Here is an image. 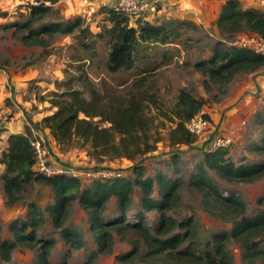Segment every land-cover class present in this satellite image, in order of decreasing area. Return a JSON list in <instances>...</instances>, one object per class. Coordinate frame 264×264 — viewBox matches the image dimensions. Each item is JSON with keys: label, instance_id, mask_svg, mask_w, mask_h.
Masks as SVG:
<instances>
[{"label": "trees", "instance_id": "trees-1", "mask_svg": "<svg viewBox=\"0 0 264 264\" xmlns=\"http://www.w3.org/2000/svg\"><path fill=\"white\" fill-rule=\"evenodd\" d=\"M47 1L53 4L57 0ZM27 12L28 19L16 24L15 28L22 43L46 47L56 33L67 35L79 30L85 49L90 48V44H96L97 40L104 41L108 48L104 64L110 73L132 67L137 59H143L145 44L171 42L168 41L169 30L164 25L139 22L141 19L134 25L127 15L110 6L100 8V13L106 14L110 25L96 33L84 27L85 20L81 15L66 24L48 21L35 28L34 22H42L51 12V5L45 3L30 6ZM218 25L229 33L248 31L264 37V12L243 9L238 0H225ZM88 36L94 40L86 42L84 39ZM95 54L94 50L90 57ZM195 66L208 78L205 80L206 90L213 83L223 93L236 76L262 68L264 54L246 46L227 49L217 46L210 58L198 61ZM149 82V75L141 74L120 90L101 95L95 83L86 78L82 81L84 89L68 87L64 94L53 99L56 109L42 119L43 127L49 130L62 149L78 143L81 147H87L89 155L99 160L105 157L132 160L133 178L119 176L84 186L71 177L45 176L34 169L36 153L29 133L9 134L8 147L0 158L4 164L1 180L7 204L13 205L19 201V194L25 185L34 182L53 189L54 203L45 209L31 203L25 218H17L10 223L13 240L0 236L1 262L10 263L17 248L27 247L34 253L29 264H70L67 259L50 260L55 239L40 236L39 230L47 210L54 226L62 228L66 242L80 248L82 238L75 229L64 223L67 208L77 200L86 210L89 225L99 244L97 251L91 252L82 264H95L98 255L111 254L116 239L131 246L128 254L120 256L122 262L137 259L149 264H231L227 242L232 239L243 249L245 264H264V246H260L264 242V213L248 215L245 203L234 193L223 195L203 168L193 176V182L202 195L206 210L214 217L230 221L231 230L215 233L210 240L203 242L193 217L178 221L169 214L179 202L182 181L171 179L164 172H159L155 181L153 176H145V167L141 164L142 158L157 148L160 138L155 137L156 126L150 113L151 107L159 109L160 105L156 94L150 91ZM204 103V99L195 98L186 88L180 89L173 109L174 117L171 118L175 122L170 130L173 144H192L197 140V136L188 130L186 122L201 111ZM262 142L263 145H256L258 151H264V138ZM228 148L208 149L205 153L206 164L229 181L253 182L264 177V162L236 165L226 157ZM155 182L159 186L158 198L152 195ZM136 185L141 188L143 208L157 210L161 214L154 231L142 213L138 214L136 220H128ZM113 197L118 202L119 214L115 217L105 216L106 206ZM70 253L68 251L66 257Z\"/></svg>", "mask_w": 264, "mask_h": 264}, {"label": "rangeland", "instance_id": "rangeland-1", "mask_svg": "<svg viewBox=\"0 0 264 264\" xmlns=\"http://www.w3.org/2000/svg\"><path fill=\"white\" fill-rule=\"evenodd\" d=\"M100 1L90 0L96 4ZM238 1L243 9L252 8L264 12V0ZM224 3L225 0H169L159 4L158 12L148 13L139 22L164 25L169 30L168 41L171 42L145 44L143 59H137L132 67L122 68L115 73L105 69L108 48L104 41L97 40L96 44H90V48L85 49L81 44L83 38L79 30L67 35L56 33L49 39L46 47L25 45L18 39L15 28L16 24H22L28 19V12L11 9L10 4H0V158L8 147L9 134L29 133L31 140L43 137L42 143L50 150L51 158L63 165L77 169H111L119 171L122 177L133 178L135 173L132 160L123 157H105L99 160L90 156L87 147H81L78 143L62 149L46 132L49 130L43 127L42 119L56 109L53 99L64 94L68 87L84 89L82 81L86 78L94 82L98 92L104 95L131 84L141 74H148L150 91L156 94L160 105L159 109L151 107L150 110L156 126L155 137L160 138L157 148L144 156L141 164L145 167V176H153L155 181L159 172L182 181L179 202L169 214L178 221L193 217L203 242L210 240L215 233L231 230L230 221L214 217L203 204L202 195L193 182V176L201 168L212 178L223 195H237L245 203L248 215L264 213V177L253 182L229 181L205 162L209 142L218 135L229 137L231 142L226 157L236 165L264 162V151L256 149L257 144L263 145L264 138V88L262 85L252 88L253 98L248 104L243 101V96L250 90L244 89L246 86L240 88V84L248 81L257 82L256 76H264V72L259 70L249 76L240 74L233 78L222 93L213 83L206 90L205 80L208 78L195 66L198 61L210 58L217 46L227 49L250 44V32L229 33L219 27L218 18ZM52 15L49 13L42 22H34L33 26L37 28L48 21L66 24L76 17L61 21ZM79 15L85 20L84 27L94 33L110 25L106 14L102 12L87 11ZM91 39L94 40L88 36L84 40L89 42ZM94 50L96 54L90 57ZM181 88H186L195 98L205 100L201 111L210 122L209 130L198 135L192 144H173L170 140V130L175 126L171 118L174 117L173 109ZM3 171L4 164L0 161V236L13 240V234L9 230L10 223L17 218H25L31 203L41 209L54 203V192L51 187L34 182L25 185L19 194V201L13 205L7 204L1 180ZM92 183L93 181L81 182L84 186ZM158 188V183L155 182L152 193L155 198H158ZM141 196V188L136 185L128 220H136L138 214L142 213L154 231L161 214L157 210L143 208ZM118 207V202L113 197L106 206L105 216H117ZM44 213L45 221L39 234L55 239L50 260L67 259L70 264H82L91 252L97 251L99 244L89 225L88 214L77 200L67 208L64 223L75 229L82 238L83 245L80 248L66 242L62 228L54 226L47 210ZM260 246L263 247L264 242ZM130 249L127 242L116 239L112 253L98 255L95 264H149L137 259L122 262L120 256L128 254ZM227 250L231 264H245L243 249L239 243L228 240ZM68 251L71 253L66 257ZM33 258L31 249L19 247L13 253V261H0V264H29Z\"/></svg>", "mask_w": 264, "mask_h": 264}, {"label": "built area", "instance_id": "built-area-1", "mask_svg": "<svg viewBox=\"0 0 264 264\" xmlns=\"http://www.w3.org/2000/svg\"><path fill=\"white\" fill-rule=\"evenodd\" d=\"M113 8L118 9L130 18L131 23L135 25L138 19H145L148 13L158 12L159 4H163L169 0H111ZM41 3L49 4L47 0H0V4L11 5L10 8L19 12H27L28 7L37 6ZM111 7V6H110ZM251 33V32H250ZM250 44L246 47L253 49L257 53L264 54V37L258 33L249 35ZM188 130L198 136L210 128V122L202 111L196 113L189 121L186 122ZM44 138H33L31 143L35 150L34 169L45 176L61 175L71 177L80 182L87 181H105L121 176L116 170L104 168L77 169L59 163L50 156V150L42 143ZM229 137L224 135L214 136L209 142L208 149H216L218 147H229Z\"/></svg>", "mask_w": 264, "mask_h": 264}, {"label": "crops", "instance_id": "crops-1", "mask_svg": "<svg viewBox=\"0 0 264 264\" xmlns=\"http://www.w3.org/2000/svg\"><path fill=\"white\" fill-rule=\"evenodd\" d=\"M98 4H96L95 2H90V0H57L56 2H54L53 4L50 3L48 5H51V12L50 14H53L52 16L55 17L56 19H59L61 21H66L71 19L74 16H78L79 14H82L84 12H94V13H100V7L101 5H112V1L111 0H101L100 2H97ZM165 3V2H164ZM183 4H181L182 6ZM165 6V5H163ZM261 72H264V66L262 68L259 69ZM259 70H257L256 72L253 73H245V76H249L251 74H256L257 72H259ZM264 74V73H263ZM237 77V76H236ZM256 80L257 82L252 81L251 83L248 81L246 82V84H240V88L241 87H245L244 89H248L250 91H248L243 97L245 99H243V101L245 103H249V101L253 98L252 94H251V90L252 88H257L258 86L260 87V85L263 86L264 88V76L262 74L257 75L256 76ZM239 89V88H238ZM242 89V90H244ZM263 93L264 90L262 89ZM50 136L51 134L49 133V131H46Z\"/></svg>", "mask_w": 264, "mask_h": 264}, {"label": "flooded vegetation", "instance_id": "flooded-vegetation-1", "mask_svg": "<svg viewBox=\"0 0 264 264\" xmlns=\"http://www.w3.org/2000/svg\"><path fill=\"white\" fill-rule=\"evenodd\" d=\"M253 50V49H252Z\"/></svg>", "mask_w": 264, "mask_h": 264}]
</instances>
